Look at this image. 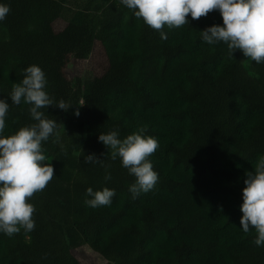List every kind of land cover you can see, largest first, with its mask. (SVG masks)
<instances>
[{"label": "trees", "instance_id": "16d2710c", "mask_svg": "<svg viewBox=\"0 0 264 264\" xmlns=\"http://www.w3.org/2000/svg\"><path fill=\"white\" fill-rule=\"evenodd\" d=\"M2 2L10 12L0 21V98L35 64L49 94L72 107L42 109L62 123L43 142L54 150L55 176L30 198L34 230L0 233V264H82L72 250L83 245L104 264H264L255 229L245 233L240 225L246 172L264 154V63L202 40L200 31L223 23L219 10L189 14L188 24L165 26L161 39L120 0ZM66 10L70 20L56 31ZM95 43L108 65L75 87L69 59H88ZM8 102L6 136L35 122L29 105ZM142 127L159 142L149 157L159 179L133 198L135 177L98 137L118 130L123 139ZM93 153L104 166L85 163ZM89 187L116 195L92 208Z\"/></svg>", "mask_w": 264, "mask_h": 264}, {"label": "clouds", "instance_id": "9594fccd", "mask_svg": "<svg viewBox=\"0 0 264 264\" xmlns=\"http://www.w3.org/2000/svg\"><path fill=\"white\" fill-rule=\"evenodd\" d=\"M137 18L155 30H160L161 39H167L162 29L179 28L191 19L206 16L212 10H219L222 24H214L201 32L209 45L225 43L233 56L239 50L244 57L257 64L264 63V0H120ZM10 12V5L0 0V21ZM19 83H14L8 98H0V233L9 237L21 229L31 232L35 228V205L30 198L42 191L53 179L54 167L47 162L43 142L58 134L62 123L48 118L42 109L56 106L65 111L69 106L63 99L56 101L47 91L48 80L39 65H29ZM29 105L28 112L34 123L19 128L14 134L5 135L6 117L10 104ZM79 116V110L74 113ZM146 128L121 139L118 130L101 132L98 140L110 151L112 159L120 158L121 166L135 177L129 191L136 198L151 191L158 182L159 174L149 157L158 149L157 138L145 135ZM85 163H99L103 160L94 153L84 157ZM111 179L106 170L105 180ZM246 187L242 190L243 203L240 211L242 230L247 233L254 228L257 236L254 244L264 246V154L260 155L254 171L246 172ZM90 199L85 204L92 207L107 206L116 195L113 188L104 187L93 191L87 188Z\"/></svg>", "mask_w": 264, "mask_h": 264}, {"label": "rangeland", "instance_id": "374dc122", "mask_svg": "<svg viewBox=\"0 0 264 264\" xmlns=\"http://www.w3.org/2000/svg\"><path fill=\"white\" fill-rule=\"evenodd\" d=\"M71 17V11L66 10L61 18H59L55 24V30L60 31L69 22ZM108 65L105 50L101 44L95 43L93 51L88 59L78 60L73 56L70 57L69 63L66 68V74L71 80L73 86H77L79 80L84 79L86 75H100L106 69ZM65 129V126L60 130L59 134ZM55 142V141H52ZM44 154L47 156V162L52 163L53 148L45 146L43 147ZM73 254L82 262V264H104L105 259L98 253H96L91 247L87 245L74 247Z\"/></svg>", "mask_w": 264, "mask_h": 264}]
</instances>
